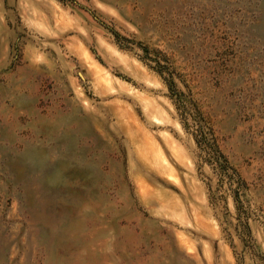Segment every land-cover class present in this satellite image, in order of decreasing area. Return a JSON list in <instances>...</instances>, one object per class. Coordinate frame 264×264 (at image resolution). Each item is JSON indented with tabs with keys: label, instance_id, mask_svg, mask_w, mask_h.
<instances>
[{
	"label": "rangeland",
	"instance_id": "obj_1",
	"mask_svg": "<svg viewBox=\"0 0 264 264\" xmlns=\"http://www.w3.org/2000/svg\"><path fill=\"white\" fill-rule=\"evenodd\" d=\"M0 264H264V0H0Z\"/></svg>",
	"mask_w": 264,
	"mask_h": 264
},
{
	"label": "bare ground",
	"instance_id": "obj_2",
	"mask_svg": "<svg viewBox=\"0 0 264 264\" xmlns=\"http://www.w3.org/2000/svg\"><path fill=\"white\" fill-rule=\"evenodd\" d=\"M141 102L144 103L147 112L154 113L156 111V107L149 101L143 99ZM142 145L148 155V158H150L149 161L153 163L156 170L161 173L172 171L171 160L181 162L183 158L182 151L177 148L175 143L170 139H164L162 143L159 144L155 139L144 134L142 138Z\"/></svg>",
	"mask_w": 264,
	"mask_h": 264
},
{
	"label": "trees",
	"instance_id": "obj_3",
	"mask_svg": "<svg viewBox=\"0 0 264 264\" xmlns=\"http://www.w3.org/2000/svg\"><path fill=\"white\" fill-rule=\"evenodd\" d=\"M159 72V74H161L162 76H163V74H164V71H158ZM169 87L171 88V90L175 87V84H173V83H169Z\"/></svg>",
	"mask_w": 264,
	"mask_h": 264
}]
</instances>
